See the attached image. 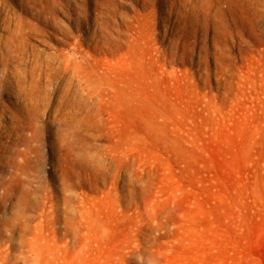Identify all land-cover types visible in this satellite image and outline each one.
Segmentation results:
<instances>
[{"label":"rangeland","instance_id":"1","mask_svg":"<svg viewBox=\"0 0 264 264\" xmlns=\"http://www.w3.org/2000/svg\"><path fill=\"white\" fill-rule=\"evenodd\" d=\"M0 264H264V0H0Z\"/></svg>","mask_w":264,"mask_h":264}]
</instances>
